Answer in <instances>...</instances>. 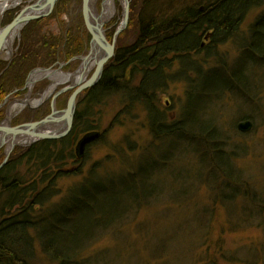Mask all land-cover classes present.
I'll return each mask as SVG.
<instances>
[{
    "label": "rangeland",
    "instance_id": "obj_1",
    "mask_svg": "<svg viewBox=\"0 0 264 264\" xmlns=\"http://www.w3.org/2000/svg\"><path fill=\"white\" fill-rule=\"evenodd\" d=\"M36 1L21 0L18 5L0 11V29ZM103 1L93 0V8L101 12ZM154 2L158 13L162 10L172 14L173 8L166 6L170 1ZM130 3L133 4V0ZM115 4L116 13L106 23H114L107 38L110 46L124 19V0H115ZM82 7L83 0H58L48 16L32 20L46 19L40 34L59 36L60 40L55 43L53 60L28 67L27 72L26 67L22 68L25 70H21L16 81L7 85V91L0 96V124L7 119L11 103L27 95L38 98L51 85L50 79L39 80L32 88L27 85L36 69L53 67L65 73L81 69L92 41L84 24ZM132 15L130 7L128 24L117 37V52L121 46H131L137 38L138 18ZM263 16L264 6L251 10L235 38L215 44L213 53H201L202 75L209 69L212 72L207 79H204L206 75L197 77L191 67L185 73L180 67L184 60L181 55L168 56L160 82L166 91L159 94L166 124L177 126L176 122L186 120L184 127L190 135L199 134L202 138L184 137L181 133L168 138L154 137L149 129L148 111L143 105L127 109L122 92L104 99L92 120L98 121L99 128L95 130L100 136L86 145L81 156L76 151L78 159L65 154L64 160L59 157L56 162L57 167L82 168L84 173L64 177L59 174L52 179V190L58 193L44 203L45 210L65 204L62 208L66 213L59 212L50 218V225L40 223L36 229L29 228L35 247L30 255L32 244L26 236L25 249L18 248L25 253L22 260H26L27 249L28 261L32 264H57L54 260H64L65 255L75 257L80 264H264V27L257 34L252 31L261 29L262 22L255 25ZM32 21L15 37L10 55L8 49H3L0 76L22 57L24 31ZM81 22V37L77 40L83 38L85 46L68 54L74 42L69 39L68 29ZM51 45L41 42L34 47L41 56L40 62ZM203 58L209 59L205 62ZM185 62L191 64L188 59ZM60 64L64 65L60 68ZM94 70H89V78ZM136 76L131 79L133 85L140 83V76ZM196 77L199 87L191 92L190 84ZM70 84L71 81L60 84L54 94ZM92 88L78 95L75 119ZM74 91L61 96L64 98L62 109ZM191 93L193 97L189 100ZM52 98L35 110L26 107L12 121L21 122L23 116L31 121L33 114L38 120L41 113L49 110ZM244 120H251L253 127L243 132L238 125ZM89 133L78 131L76 150L79 140ZM19 145L12 151L20 149ZM32 160L19 158L14 174L26 179L37 173L40 174L37 178L44 179L45 170L39 168L41 163ZM213 162L225 165L233 178H223ZM5 165L1 164L0 170ZM120 173L125 178L126 188L121 180L113 177ZM88 174L102 178L90 179L82 187ZM138 175L143 180L136 178ZM147 175H153L156 185L152 195L141 186V183L149 185ZM120 183L123 190L118 189ZM76 187L77 195H69ZM67 214L70 218L65 217Z\"/></svg>",
    "mask_w": 264,
    "mask_h": 264
},
{
    "label": "trees",
    "instance_id": "obj_2",
    "mask_svg": "<svg viewBox=\"0 0 264 264\" xmlns=\"http://www.w3.org/2000/svg\"><path fill=\"white\" fill-rule=\"evenodd\" d=\"M151 1L133 0L131 14L137 15V23H139L137 38L131 46L127 45L119 48L116 55V64L107 67L99 84L90 89L88 99L82 103V108L78 111L71 133L62 139L41 140L33 144L28 151L18 149L8 164L0 170V264H32L30 263L31 261H28L27 249L26 260H22L25 253L18 248L25 249L24 241L26 236H28L32 244L30 253L32 255L35 245L33 238L29 236V228L36 229L40 223H42L41 225H50L49 219L64 211L62 206L65 204H60L56 209L47 211L44 206L47 200L58 193L52 190L56 175L59 176L60 174V176L64 177L71 174L77 176L84 174L82 168L75 170L65 169L63 165L57 167L56 162L58 163L59 157L64 160L65 154L69 155L71 159H78L76 152L78 131L82 129L88 133L97 132L95 129L99 128L98 121L92 122V120L95 119L97 110L104 103V99L111 94L116 92L124 93L126 100L124 105L127 109L133 107V105H143L148 111L149 129L154 137L161 138L165 136L168 138L169 136H174L173 134L175 133H181L184 137L202 138L203 136L199 134L190 135V132L184 127L186 120L176 122L181 126L178 124L176 126L175 123L166 124L167 120L160 108L159 95L166 91V88L160 84L164 77L163 68L165 69V62L168 61L169 55L177 57L181 55L180 57L184 58V60L181 61L182 65L180 67L185 73L191 67L195 69L197 77L202 78L206 75L204 79H207L212 72L209 69L210 71L208 70L206 74L202 75L204 68L199 64L201 63L199 61L201 53L204 51L213 53L215 52L213 49L215 44L225 42L232 37L235 38L249 12L264 6V0H192V2L167 0L170 2L166 6H169V9L173 8V11L172 14H165L162 10L158 13L157 8H155L158 5L154 2L155 0L152 1L155 3L152 5ZM133 7H135L136 12ZM139 8L140 10L138 11ZM149 9L151 10L149 11ZM165 16H168V18H165ZM45 20L32 21L26 26L21 44L22 57L0 76V96L7 91V85L16 81L21 75V70H25L22 68L26 67L27 72L28 67L46 63L50 59L53 60L56 53V44H58L60 38L55 35L48 37L45 34H40L39 31L43 27ZM261 22H263L262 27H264V16L258 20L255 26H259ZM82 26L81 22L68 29L69 39L74 41L70 50L68 49V54L73 53L78 47L82 48L83 45L85 46L83 38L81 41L77 40L81 37ZM257 30L254 28L252 31L255 32ZM210 31H212V35L207 39L206 42H209L205 43L204 46L202 45L203 38ZM88 38L90 39V37ZM41 42L43 45H48L49 43L52 45L50 47L51 50L46 53V56H43L40 62L38 58L41 56L38 55L34 47H37L36 45ZM187 59L190 60L191 64L185 62ZM208 59L203 58L202 60L206 62ZM137 74L140 76V83L133 85L131 79L137 77ZM197 77L193 80L194 82L191 81L193 82L190 84L191 92H193L194 88L199 87ZM189 96V100H191L193 97L192 93ZM102 134L104 135V133ZM58 144H61V146L59 147ZM222 152L227 155V151L224 149ZM130 154L132 155L133 152ZM19 158L23 160L27 158L33 159L34 163H41L39 168L45 170L42 175H44L46 180L37 178V175H40L37 173L35 176H30L26 179L23 175L14 174L17 169L16 166L20 162L17 161ZM213 163L217 167L218 174L220 173L223 178L226 180L233 178V174L227 172L225 165H219L217 162ZM39 170L37 169V172ZM100 170L101 167H98L97 171ZM122 176L121 173L119 176L113 175L117 181L121 180L125 187V178ZM138 177L139 175L136 178ZM146 177H148L149 185L145 186L146 183H141V186L144 192L148 191L147 194L152 195L156 192L153 175H147ZM94 178L101 179L102 176L88 174L81 186H85L90 179ZM142 178L139 177V179ZM121 183L118 184V189L121 188ZM123 189L121 188V190ZM77 193L78 188L76 187L72 191L70 190L69 195L76 196ZM64 213L66 212L64 211ZM65 217L70 218V215L67 214ZM18 233L23 234L18 237ZM65 257L64 260L54 261L57 264H80L75 261V257L66 255Z\"/></svg>",
    "mask_w": 264,
    "mask_h": 264
},
{
    "label": "water",
    "instance_id": "obj_3",
    "mask_svg": "<svg viewBox=\"0 0 264 264\" xmlns=\"http://www.w3.org/2000/svg\"><path fill=\"white\" fill-rule=\"evenodd\" d=\"M58 0H37L34 4L24 8L21 13L13 20L12 23L0 29V56L1 50L4 47V43L10 35L11 30L16 26L21 24L22 28L32 20L43 18L48 16L56 6ZM126 6L124 10V25L118 28L115 32V37L113 40V45H109L108 39L106 37V23L110 18H104L103 16V6L101 12H98L93 8V0H83V18L84 22L92 35L91 49L89 54L84 57L83 62V74L86 72L88 63L94 60V74L86 80L82 78L71 83L69 86L63 87L61 90L53 94L52 98V112L46 116L44 119L37 121L26 122L20 125L13 126L11 119H6L0 124V148L5 144L10 147L7 151V157L5 162L8 160L12 150L16 145L19 146H31L41 140H50L66 137L72 130L74 125V119L77 113V97L78 95L87 88L94 87L102 78L104 69L110 59L114 54L115 45L117 42V37L120 35L122 30L126 27L130 17V0H126ZM104 4V1H103ZM42 10V12H41ZM212 35V31L208 32L205 39H209ZM64 64H60V68ZM53 70L50 68H38L36 70ZM55 71V70H54ZM91 71V69H90ZM30 81L27 82L29 86ZM75 89L73 94L70 96L67 106L64 109H59L57 107V101L59 97L67 93L70 90ZM241 131H248L253 127V122L251 120H244L238 125ZM100 136V132L89 133L84 136L78 143V153L81 156L84 153L87 144L94 141ZM20 140H23L21 143ZM20 141V142H19ZM4 162V163H5Z\"/></svg>",
    "mask_w": 264,
    "mask_h": 264
},
{
    "label": "bare ground",
    "instance_id": "obj_4",
    "mask_svg": "<svg viewBox=\"0 0 264 264\" xmlns=\"http://www.w3.org/2000/svg\"><path fill=\"white\" fill-rule=\"evenodd\" d=\"M20 1L21 0H0V11L2 12L5 9L9 8L10 6H16V5L19 4ZM125 1L126 0H124V7L126 6V2ZM129 7H131V3L129 5ZM41 12H42V10H41ZM115 13H116L115 0H104V4H103V16H104V18L106 19V18L113 17L115 15ZM123 22H121L119 24L118 28H121V26L124 25ZM105 27H106V25H105ZM262 28L263 27H261V29L259 28L257 31H255V33L257 34L258 32H260V30H262ZM21 29H22V25L21 24L16 25L11 30L10 35H8V37H7V39H6L5 43H4V48H3V49H8L9 50L7 52L8 55H10V53H11V47H12V44H13V42L15 40V37L17 36V34L20 32ZM3 49L1 50V53H2V51H4ZM94 64H95L94 60L89 62L88 66H87V70H86L88 72H85L84 74H83V68H82L83 65H82L80 70H77L76 72H73V73H65V72H63L61 70H55L54 71V70H51V69L50 70H46V71H43V70L34 71L31 74L30 79H29V81H30L29 87L30 88H32L36 84V82H38L39 80H43V79H50L51 80V85L38 98H31V95H27L25 99L17 100L15 102L11 103V105L9 106L7 118L13 120V117L15 115H17L19 112L23 111L26 107H30V108L35 110L37 107L42 105L49 97L53 96L54 91L56 90V88L60 84H62L64 82L71 81V83H75V82L79 81L81 78H82V80L88 79L89 78V70L90 69L91 70L94 69L93 68ZM103 75H104V73H103ZM103 75H102V77H103ZM44 118H42V119H44ZM21 143H23V141ZM9 147L10 146L8 145L7 146V151H8Z\"/></svg>",
    "mask_w": 264,
    "mask_h": 264
},
{
    "label": "flooded vegetation",
    "instance_id": "obj_5",
    "mask_svg": "<svg viewBox=\"0 0 264 264\" xmlns=\"http://www.w3.org/2000/svg\"><path fill=\"white\" fill-rule=\"evenodd\" d=\"M125 8V7H124ZM82 14H83V12H82ZM114 26V23H108L107 25H106V29H108V30H106L107 32H106V36H107V38H108V35H109V31L112 29V27ZM207 40L205 39V37L203 38V41H202V45H204L205 46V43H207L206 42ZM116 53H117V51L115 50V52H114V56L111 58V59H109V61H108V63H107V65H106V67H105V70H106V68L107 67H109L110 65H112V64H116L115 63V60H117L116 59ZM62 103H63V98H61V97H59V99H58V101H57V107L59 108V109H62L61 107H62ZM68 103V102H67ZM52 112V104L50 103V107H49V110L48 111H45V112H43V113H41L40 114V118L38 119V120H40V119H42V118H44V117H46V116H48L50 113ZM35 118H36V115H34L33 114V117H32V119H31V121L29 120L28 121V119H27V117L26 116H23V120L20 122V120L19 119H16V120H14V121H12V125L13 126H16V125H20V124H23V123H26V122H32V121H37V120H35ZM15 123H16V125H15ZM74 124H75V119H74ZM74 126V125H73ZM80 141V140H79ZM7 144H5L4 146H2L3 147V149H2V147L0 148V165L1 164H3V162H5V160H6V157H7ZM20 148V149H22L23 151H28L29 149H30V147L31 146H17V148ZM77 152H78V150H76ZM14 153H15V151L13 152H11V154H10V156L8 157V160L5 162V164L7 165V163L11 160V158L13 157V155H14Z\"/></svg>",
    "mask_w": 264,
    "mask_h": 264
}]
</instances>
